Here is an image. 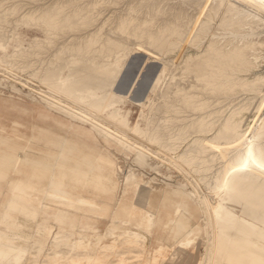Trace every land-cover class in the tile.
Segmentation results:
<instances>
[{
	"label": "bare ground",
	"instance_id": "bare-ground-1",
	"mask_svg": "<svg viewBox=\"0 0 264 264\" xmlns=\"http://www.w3.org/2000/svg\"><path fill=\"white\" fill-rule=\"evenodd\" d=\"M19 28L38 29L44 37L8 54ZM2 49L0 63L35 67L33 77L43 90L22 95L34 98L41 115L73 118L78 123L73 130L89 126L125 158L134 147L132 159L141 168L149 164L148 148L115 132L109 122L127 127L126 118L118 119L121 105L131 99L122 88L120 77L127 72L122 66L131 54L143 53L146 64H160L148 66L155 67L154 80L138 102L146 107L144 139L162 146L168 141L170 151H177L172 164L203 170L209 181L204 177L206 196L167 183L154 204L150 195L158 187L139 171H126L120 186L112 181V163L91 160L76 139L47 133L27 139L29 126L0 122L11 133H1L0 142L33 144L18 151L24 150L26 164L20 160L11 179L4 227H11L16 214L26 215L28 224L31 212L49 215L58 227L38 244L0 230V264H30L41 257L44 264H208L210 257L211 264H264V0H0ZM169 75L175 80L167 82ZM227 99L229 106L222 103ZM128 129L136 133L137 124ZM211 160L219 163L216 168ZM115 187L110 201L107 193ZM109 203L146 214L148 225L165 211L169 256L161 247L150 248L146 230L121 229L115 216L105 232L90 236L75 235L72 221L68 228L70 215L99 219ZM194 209L213 215V222L206 221L215 229L207 234L210 261L193 249L186 253L198 231Z\"/></svg>",
	"mask_w": 264,
	"mask_h": 264
},
{
	"label": "rangeland",
	"instance_id": "rangeland-1",
	"mask_svg": "<svg viewBox=\"0 0 264 264\" xmlns=\"http://www.w3.org/2000/svg\"><path fill=\"white\" fill-rule=\"evenodd\" d=\"M36 37H44V35L38 29L19 28L18 34L14 36V38L10 41L8 47H6V52L9 54L12 51V49L16 46L20 48H26L28 46V43H32L34 38ZM2 53H3V49L0 50V57ZM145 57L143 53L131 54L130 56H128V58L125 61V64L122 66V71L124 70L127 71L125 77L123 75L120 77L123 82L122 88L125 91H128V93L131 95V99L128 100L126 103H124V105H121V110L118 119L120 118V115L126 118L127 127H121L118 124H116V122L115 123H113L112 121L109 122V126L113 130H115V132L132 139L138 146H143L148 148L147 150L150 155L147 158V161L149 162V164L144 168L138 167V165H136V163L133 162L132 158L135 152L134 147L131 148L130 156L125 158L121 154H118L116 151L108 147L104 143V141H102L101 138L95 136L93 130L90 129L89 126L79 127L73 130L74 127L72 126L78 124L77 121L73 118L64 117L63 115H62L63 117H60L58 116L59 114H56L54 112H50L44 116L41 115V111H40L41 108L34 103L35 101L34 98L33 97L30 98L28 96L22 95L24 93H29L30 89L35 91L43 90V85L41 84V82L37 81L33 77L35 73V67L27 68L23 64L27 68L26 69L21 64L22 66L18 67V69L21 67L20 68L21 71H18L17 65L13 67L14 65L11 66L4 63H0V122H4V124H7L8 126L10 125V123L12 124L16 123L19 124V126H29V129L26 130L27 139L34 138L35 136L36 138H39L43 136L45 133L49 134L50 136H64L66 138L76 139V141L80 143L81 145L80 148L82 149L84 154L88 155L91 160L96 161L99 158H104L105 160H108L112 163L113 167L110 169V175L111 178L113 179L112 181L118 183L120 186H121L120 180L124 178V176L126 175L125 174L126 171H127L126 173H128L129 170L139 171V176L141 178L145 179V177H149L151 179V182L158 187V189L154 192V194L150 195L151 202L154 204H158V202L160 201L159 199L160 194H162L163 188H166L168 186L166 185L167 183H172V184L179 183V185L180 184L184 185L188 191L195 192L198 195L206 196L208 191L205 190L203 184L206 179L207 181H209V178H206L207 176L209 177V175H207L208 174L207 172H206L207 174L206 173L203 174V172H205L203 170L202 171L200 170L199 172H195L191 167L188 166V164H185L183 162H181L179 166L172 164L169 161V159L170 158L172 159V155L175 154L177 151H172V152L170 151L169 145L167 144L168 141L167 143L164 142V145L166 143V146L164 145L162 146L161 144L148 142L146 139H144L145 138L144 131L146 128V118H145L146 107H142L138 105V102L146 97L148 93V89L154 80V71H155V67L153 68L154 70L152 69V71L148 70V66L150 64L151 65L155 64V62L146 64L147 62L144 61ZM155 65H160V64L156 63ZM24 69H26V74L22 72L24 71ZM28 69L31 72L32 71L34 72H32L31 74L30 71H27ZM166 77H167L166 79L167 82H171L175 80L173 76L169 75ZM14 87H16L18 91L22 93L15 91L13 89ZM244 96H249V94L246 95L244 94ZM155 99L156 98H154L153 102H155ZM233 102H230V105L231 103L233 104ZM222 103L228 105L229 104L228 99L224 100ZM76 104L77 103L74 102L73 106L78 107V104L77 105ZM188 114L189 112H186L185 115L183 116H186ZM102 120L103 119L99 118L100 122H102ZM135 124H137V131L136 133H131L128 127L131 128ZM6 126H4V129L3 128L0 129V134L6 133V136L10 137L11 133L8 130V126L7 127ZM26 144L28 146L30 142L28 143L25 140V142L21 144V146H24ZM32 145L33 144H30L29 146ZM5 146H7V148ZM21 146L20 145L12 146L10 144H4L0 142V155H1L0 156V230L6 229L3 224L5 221L4 214L11 213L10 211L11 209L9 208L10 202L12 200L11 187L13 186V184L11 183V179L16 174L15 170H17L18 168L19 161L21 160L20 162H24V164H26L25 160L23 161L24 159L23 157L25 155L24 150H21V152L18 153ZM183 146L184 145L182 144V147H180L178 151L184 148ZM18 154H21V156L18 157ZM212 161L213 160H211V162ZM216 162L213 163L214 165L217 164L215 168L219 164L218 162L217 163ZM149 166H153L154 168H150ZM215 168L211 170H214ZM19 172L25 173L26 170L20 168ZM204 177L206 179H204ZM107 195H109L110 201H113L114 200L113 197L116 195V187L113 188L110 194L108 192ZM135 211L138 213H136ZM135 213L137 215H134ZM32 214H33L32 221L29 222L28 224L24 222L28 218L26 217V215L23 217L16 214L15 215L16 221H14L11 224V227L9 229H6V231L7 232L14 231L19 233V236L25 237L28 243L38 244V242L40 241H45V240L48 241L50 237L56 233L58 229L57 225L55 224V222L52 221L49 215H46L43 212L37 215L36 214L34 215V212H31L30 216ZM140 214L141 213H139V211L135 209L127 210L125 208H120L118 206L113 205L112 203H109L107 209L100 210L99 219L93 218L91 216H89L88 218V216L86 217V215L84 216L79 215V217L77 216L76 219L74 218V215H70L69 217L71 218L66 220V223L69 229L73 222L76 223V228L73 231L75 235H78L79 233H83L85 235L90 236L97 230L105 232L106 228H108L110 225V217L115 216L118 221V226H120L121 229L126 227L140 226L143 230H146L149 233L148 235H149L150 248L153 249V248L161 247V251H162L161 253H163L164 256L168 257L169 253H171V248L167 246L168 239L170 237V232H167L165 235L162 233L163 223L165 222V218H166V212L165 211L160 212L159 214L160 220H158V222H156L153 225L149 224L150 226L147 224V222H145L147 217L144 216H146V214L144 215H140ZM192 219L195 222V228L197 227L196 230L198 229L196 234L198 237L192 236L194 240L190 243V245L186 249V253H190L191 250L193 249L192 253H195L199 258L202 259L203 257H205V259L209 260L208 250H207L208 249L207 234L208 233L215 234V229L214 227H210L206 223V221L210 219L213 222V215L211 212L206 214L203 212L196 211L194 209V211L192 212ZM44 227H48L47 228L48 230L46 228L43 229ZM106 240L110 241V238L106 237ZM157 241H159V243ZM120 242H121L120 239H117V243L119 245ZM150 251L148 250V253H150ZM151 252L153 253L154 251L152 250ZM43 258L44 257H41V260L39 259L35 262L30 261L31 262L30 264L33 263L44 264L42 263ZM210 260L212 261L211 257ZM211 261L208 262V264H211Z\"/></svg>",
	"mask_w": 264,
	"mask_h": 264
}]
</instances>
